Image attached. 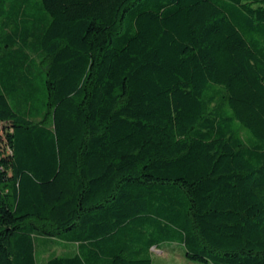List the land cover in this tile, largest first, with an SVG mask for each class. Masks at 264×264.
<instances>
[{"label": "trees", "instance_id": "16d2710c", "mask_svg": "<svg viewBox=\"0 0 264 264\" xmlns=\"http://www.w3.org/2000/svg\"><path fill=\"white\" fill-rule=\"evenodd\" d=\"M52 241L264 264V0H0V264Z\"/></svg>", "mask_w": 264, "mask_h": 264}, {"label": "rangeland", "instance_id": "374dc122", "mask_svg": "<svg viewBox=\"0 0 264 264\" xmlns=\"http://www.w3.org/2000/svg\"><path fill=\"white\" fill-rule=\"evenodd\" d=\"M41 118H37V121H40ZM245 134L250 132L245 129ZM75 244L64 243L61 241H52L47 244H41L37 249V258L38 264H44L47 258L68 254L73 252L76 249ZM180 247L179 244H169L165 243L162 246V249L154 248L152 251L153 264H213L212 262L203 263L197 260L188 259L184 250Z\"/></svg>", "mask_w": 264, "mask_h": 264}]
</instances>
